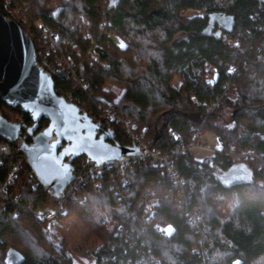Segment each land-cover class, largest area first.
<instances>
[{
	"label": "trees",
	"instance_id": "obj_1",
	"mask_svg": "<svg viewBox=\"0 0 264 264\" xmlns=\"http://www.w3.org/2000/svg\"><path fill=\"white\" fill-rule=\"evenodd\" d=\"M51 4L0 0V13L36 51L47 45L38 27L54 34L58 47H42L38 62L58 71L59 95L91 116L105 109L129 121L161 154L197 132L219 142L210 154L173 157L181 185L159 164H136L125 187L104 175L76 189L51 224L79 216L103 241L95 264H256L264 256V0H67L55 14ZM0 110L32 124L20 109ZM114 132L130 143L121 126ZM250 151L262 159H234ZM30 173L16 144L0 138V264L11 248L21 264H75L67 240L53 241L40 216L55 199ZM179 191L190 197L187 209Z\"/></svg>",
	"mask_w": 264,
	"mask_h": 264
},
{
	"label": "water",
	"instance_id": "obj_2",
	"mask_svg": "<svg viewBox=\"0 0 264 264\" xmlns=\"http://www.w3.org/2000/svg\"><path fill=\"white\" fill-rule=\"evenodd\" d=\"M1 103L29 115L31 125L12 122L0 110V138L16 144L40 186L55 200L73 181L76 159L85 157L88 164L103 166L141 153L136 145L121 146L113 129L59 95L52 75L37 60L31 37L0 13ZM42 120L48 124L40 129ZM23 261L11 248L4 263Z\"/></svg>",
	"mask_w": 264,
	"mask_h": 264
},
{
	"label": "built area",
	"instance_id": "obj_3",
	"mask_svg": "<svg viewBox=\"0 0 264 264\" xmlns=\"http://www.w3.org/2000/svg\"><path fill=\"white\" fill-rule=\"evenodd\" d=\"M38 33V42L47 44L43 45L40 47V51H36V56L37 60L38 57H42V47H47V49H52L55 50L58 47L56 38L54 37V34L49 30V29H40ZM261 59V57H260ZM41 66V65H40ZM42 67V66H41ZM44 70H46L49 74L53 76V74L57 73L58 71H50L42 67ZM78 105V104H76ZM79 105H81L79 103ZM78 105V106H79ZM80 107V106H79ZM81 108V107H80ZM83 109V108H82ZM213 107H209L208 111L211 112ZM91 116V115H90ZM96 122H100L104 125L106 129H113L116 126H121V128L124 129L125 134L127 137L130 139V143L126 144L124 141L120 143L121 146H131V145H136L139 147L140 150V155L137 156H132V157H127L124 160L112 163V164H107L103 166H96L95 164L91 163L88 164L86 162L85 157H81L76 159L74 162H76L75 166V171H74V179L73 181L66 187L64 195L62 198L56 200L61 202L60 207L61 211L63 208V203H65V200L70 197L76 189L79 187L85 185L88 182L96 181L98 178L104 176V175H109L111 178L118 177L121 185L123 187L126 186L128 183V172L131 170L135 169L136 164H143L144 166H151V165H156L159 164L163 167H165L168 170V173L170 177L176 182V184H180V180L176 176V172L173 169L172 166V159L174 156H181L187 150L194 149L198 147V142L197 140L200 138L199 132L194 134L193 140L187 145V147H181L179 149L173 150L170 154H161L158 151L150 149L145 143L142 142V139L133 131L132 127L130 126L129 121L122 119L118 116H116L114 113H107V116L101 117L99 114H92V116ZM197 143V145H195ZM195 145V146H194ZM247 157H251L256 159L257 161H260L262 159V156H259L255 154L253 151H250L248 153H238L234 156V159L237 162H241L245 160ZM31 181H37V178L33 171H31L30 176H29ZM99 183L97 182L95 184V187H99ZM177 203L181 207H185L186 209L188 208L190 204V197H188L184 191H179L177 196ZM155 201V199H151V203H149L148 209H150L151 204ZM60 209L57 210L59 213ZM60 211V212H61ZM67 211L64 209L62 213H66ZM189 218L193 224H196L197 222V215L194 213L189 212ZM40 216L43 219H47L48 221L53 220L52 217H49L48 214L45 215V213H41Z\"/></svg>",
	"mask_w": 264,
	"mask_h": 264
},
{
	"label": "rangeland",
	"instance_id": "obj_4",
	"mask_svg": "<svg viewBox=\"0 0 264 264\" xmlns=\"http://www.w3.org/2000/svg\"><path fill=\"white\" fill-rule=\"evenodd\" d=\"M66 1L67 0H52L51 7L54 6V14L58 13V11L60 10V5ZM199 14L200 12L198 11H189L186 13L187 16H195ZM180 83V79H176L174 82L176 86H179ZM107 113L112 112L105 109H101L99 115H101V117H105L107 116ZM223 123H231L229 115H225ZM197 142L199 146L194 149H191L192 151H200L206 154H210L214 152L215 148L219 147V142L217 138L214 135L210 134L207 135V141L205 140V137L200 136ZM195 145H197V143H195ZM185 147H187V145H185ZM260 164L264 165V163ZM237 178L240 179L241 177L238 176ZM60 204L61 202L55 200V203L51 202V204L46 207V212L48 216L52 217L53 220L58 217L57 210L60 209L61 211ZM64 206L65 203H63L62 211L64 210ZM79 219L80 217L77 215L71 216L67 219V221L63 222L61 226L57 227L51 224L52 220L47 221L46 228L50 231L51 234H53V236L50 235V237L56 243H60V240L62 239L67 240L66 243L68 247V253L74 260L75 264H95L96 260L93 256V252L99 249L103 241L97 238L91 232V229L88 228L84 224V222L80 221ZM256 264H264V256L258 259Z\"/></svg>",
	"mask_w": 264,
	"mask_h": 264
}]
</instances>
